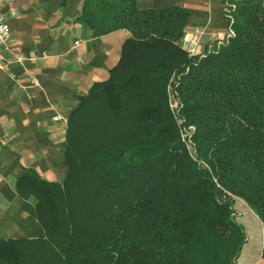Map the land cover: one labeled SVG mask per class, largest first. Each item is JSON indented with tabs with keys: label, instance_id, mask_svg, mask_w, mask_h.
Listing matches in <instances>:
<instances>
[{
	"label": "trees",
	"instance_id": "obj_1",
	"mask_svg": "<svg viewBox=\"0 0 264 264\" xmlns=\"http://www.w3.org/2000/svg\"><path fill=\"white\" fill-rule=\"evenodd\" d=\"M224 1L230 35L190 54L187 10L84 0L92 36H130L78 98L65 179H18L46 235L0 233V264H237V197L264 230V0Z\"/></svg>",
	"mask_w": 264,
	"mask_h": 264
},
{
	"label": "crops",
	"instance_id": "obj_2",
	"mask_svg": "<svg viewBox=\"0 0 264 264\" xmlns=\"http://www.w3.org/2000/svg\"><path fill=\"white\" fill-rule=\"evenodd\" d=\"M83 2L2 3L12 32L6 51L8 70L0 69V233L5 237H45L35 198L23 195L17 181L30 171L50 182L65 179L70 168L66 154L68 120L79 96L110 77L130 36L127 29L92 36L87 26L76 20ZM224 6V0H137L142 10H187L180 44L186 49L188 34L202 29L201 53L231 33ZM235 209L236 220L246 233L237 264H264L261 219L242 198H236Z\"/></svg>",
	"mask_w": 264,
	"mask_h": 264
},
{
	"label": "built area",
	"instance_id": "obj_3",
	"mask_svg": "<svg viewBox=\"0 0 264 264\" xmlns=\"http://www.w3.org/2000/svg\"><path fill=\"white\" fill-rule=\"evenodd\" d=\"M5 0H0V69L8 70V61L6 58V51L8 50L9 42L12 37L11 27L8 21L7 15L2 12V3ZM205 34L202 29H195L191 34H188V46L186 50L190 54H199V40ZM191 37V39H189ZM75 45H79V41L75 42ZM54 119H59V116H55Z\"/></svg>",
	"mask_w": 264,
	"mask_h": 264
},
{
	"label": "rangeland",
	"instance_id": "obj_4",
	"mask_svg": "<svg viewBox=\"0 0 264 264\" xmlns=\"http://www.w3.org/2000/svg\"><path fill=\"white\" fill-rule=\"evenodd\" d=\"M173 105H174V102H173Z\"/></svg>",
	"mask_w": 264,
	"mask_h": 264
}]
</instances>
